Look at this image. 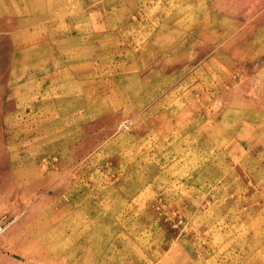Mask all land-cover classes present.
I'll list each match as a JSON object with an SVG mask.
<instances>
[{
    "label": "rangeland",
    "instance_id": "obj_1",
    "mask_svg": "<svg viewBox=\"0 0 264 264\" xmlns=\"http://www.w3.org/2000/svg\"><path fill=\"white\" fill-rule=\"evenodd\" d=\"M0 264H264V0H0Z\"/></svg>",
    "mask_w": 264,
    "mask_h": 264
}]
</instances>
